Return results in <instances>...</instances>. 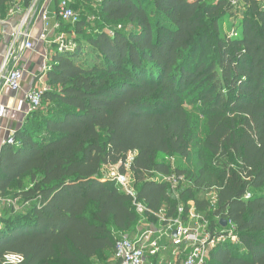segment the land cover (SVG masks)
Returning a JSON list of instances; mask_svg holds the SVG:
<instances>
[{
  "label": "trees",
  "instance_id": "obj_1",
  "mask_svg": "<svg viewBox=\"0 0 264 264\" xmlns=\"http://www.w3.org/2000/svg\"><path fill=\"white\" fill-rule=\"evenodd\" d=\"M10 1L0 0V14ZM242 6L101 0L97 18L111 32L86 29L81 17L60 22L79 37L56 46L40 106L14 143L0 146V199L23 203L0 214V264L6 254L21 256L17 264H93L114 251L141 215L101 168L129 152L149 220L163 209L165 219L177 217L179 207L186 219L194 209L211 233L237 238L216 244L206 264H264V4ZM229 19L234 35L224 30ZM171 160L184 176L176 199L152 176H172ZM205 186L214 205L200 194Z\"/></svg>",
  "mask_w": 264,
  "mask_h": 264
},
{
  "label": "built area",
  "instance_id": "obj_2",
  "mask_svg": "<svg viewBox=\"0 0 264 264\" xmlns=\"http://www.w3.org/2000/svg\"><path fill=\"white\" fill-rule=\"evenodd\" d=\"M34 2L36 0H33ZM261 4H264V0H257ZM228 2L235 9H241L242 0H228ZM54 16L58 18L60 22H68L75 24L79 19L80 15L71 5V0H58L57 7L54 12ZM42 21V30L37 36V41L44 42L47 40V32L49 29V13L47 9H43L40 13ZM25 21L21 22L18 29L11 34V43L8 49V52L5 56L1 70H5L2 75L4 84L11 90H19L21 88V82L23 79V67L19 64V58L14 56V46L15 44L22 39L20 43L21 49H34V43L29 36V33L23 31ZM59 27V23L55 25V28ZM61 39L58 40V42ZM59 42L58 49H69ZM12 60V67H8L9 62ZM46 69V68H45ZM46 90L43 88H33L29 90L25 95V100L28 104V113L35 110L40 106L41 96L43 91ZM3 143L12 144L14 143L13 135L6 138ZM134 152L127 153L125 162L114 164V165H105L101 168V174L113 181L117 187L128 194L132 199V204L134 205L137 213L143 215L147 210L146 207L138 201L136 190L134 189L133 179L129 171L130 163L134 157ZM124 167L125 171H121V167ZM160 176V175H159ZM161 179L166 180L170 179L172 184H178L179 181L184 179V176L179 177H163ZM171 184V188H172ZM177 186V185H176ZM247 194L246 197H248ZM15 200V199H14ZM1 201V199H0ZM13 202L12 200H9ZM215 203V198H212V204ZM179 215L177 217L171 218H161L159 221L163 224V229L165 232L171 235L172 243L177 247L187 248V253L185 257L178 264H206V261L209 257L211 249L218 243L224 242L227 240L236 241L237 238L233 232L224 230L219 233H211L208 230V224L198 223L201 219L204 220V216L201 213L196 212L194 209H190L186 219H183L181 216L182 207L178 208ZM150 214L159 218L158 214L150 212ZM188 221L186 223L185 221ZM191 223V224H189ZM148 248L150 254H156L159 250V245L156 240H132L127 236H120L116 239L114 245V257L118 260L119 264H144L145 261V249ZM176 254H178L176 252ZM22 260V257L14 254L4 255L2 264H17Z\"/></svg>",
  "mask_w": 264,
  "mask_h": 264
},
{
  "label": "crops",
  "instance_id": "obj_3",
  "mask_svg": "<svg viewBox=\"0 0 264 264\" xmlns=\"http://www.w3.org/2000/svg\"><path fill=\"white\" fill-rule=\"evenodd\" d=\"M35 2L34 4L38 6V15L32 17L22 29L25 33H29L34 43V49H21L20 43L23 41L22 39L14 46V56L19 58V64L23 67V79L19 90L13 91L4 84L2 75L5 71L1 70V66L10 47L11 34L18 29L22 17H15L12 10H9L3 20H0V146L6 138L13 135L21 127L28 114V104L25 100L26 93L33 88H49L45 68L56 48H54V43L57 46L56 43L63 36L62 33H59L60 26L55 28L57 23L60 25V21L54 16L57 0L56 2L55 0H36ZM52 4L53 9L49 11V7ZM43 9H47L51 16L49 17L47 40L40 42L37 41V36L42 30L40 13ZM12 66L11 60L8 67ZM185 222L188 223L187 220ZM171 235L164 231L163 224L156 217V220L153 221L144 219V222H142L139 220L127 234L120 232L118 237L127 236L136 241L141 239L148 242L149 240L157 241L159 250L156 254L152 255L149 253L148 248L145 249L144 264H178L185 257L188 249L182 246H175L172 243ZM92 260L93 264H119L114 257V251L108 249Z\"/></svg>",
  "mask_w": 264,
  "mask_h": 264
},
{
  "label": "rangeland",
  "instance_id": "obj_4",
  "mask_svg": "<svg viewBox=\"0 0 264 264\" xmlns=\"http://www.w3.org/2000/svg\"><path fill=\"white\" fill-rule=\"evenodd\" d=\"M22 0H11L9 3H7V9L12 10L13 15L15 17H22L20 22L25 21V25L31 20L32 17H36L38 15V6L36 4H34V1L31 2L30 6L25 8L23 6V4L21 3ZM101 0H71V2L73 3V7L75 8V10L79 13L80 17L85 21L86 23V29L89 30H100V29H107L108 31L111 32L112 28H114V26H104V23H102L98 18H97V12H98V5L100 3ZM36 3V2H35ZM53 9V4L49 7V11H52ZM51 15L49 14V17ZM5 17V15H3V13L1 12L0 14V20H3V18ZM232 22H237L236 20L233 19H229L227 20L226 24L224 25V30H226L228 32L229 30V34L230 35H234L235 30L234 27L231 26ZM108 27V28H107ZM120 26H118L117 28H119ZM74 26L71 24H62L60 32L62 33V38H61V44L66 46V47H70L71 45H73V42H75L78 39V35L76 34L75 30H74ZM59 41V42H60ZM59 42H57V47L59 45ZM55 43H54V48H55ZM5 71V70H4ZM3 71V72H4ZM161 160H165L167 161L166 157L163 156H159L158 157ZM170 165L172 166V169H174V172L172 174V177H176V171L175 169L178 167L179 163H176L175 161L171 160L169 161ZM180 167L181 169H185V170H191L193 167L192 165L186 163V162H181L180 163ZM152 176L155 179H161V177L159 175L156 174H152ZM170 177V176H169ZM184 180V179H183ZM183 180L179 181L178 184H172L170 179H166L165 181L167 183L170 184V192H171V197L173 199H176L177 195H178V191L180 186H184V182ZM171 184H172V188H171ZM178 188H177V186ZM135 189V186H134ZM201 196H206L207 198H209L212 202V198L214 197V189L213 188H209L207 186L202 187L201 188ZM13 202H10L9 200L6 199H2L0 201V214L1 212H3V210H5V207H13L15 210L14 211H21L22 207H23V203H21L19 200H12ZM214 205V203H213ZM164 209L162 210V212H160L158 214L159 218L158 220H160L161 218H164ZM144 219H148L149 218L146 216H140V221L144 222ZM205 221V223L208 224L209 219L206 218L204 216V220L201 219L198 223L203 224ZM208 264L210 263L207 262ZM212 264V263H211Z\"/></svg>",
  "mask_w": 264,
  "mask_h": 264
},
{
  "label": "water",
  "instance_id": "obj_5",
  "mask_svg": "<svg viewBox=\"0 0 264 264\" xmlns=\"http://www.w3.org/2000/svg\"><path fill=\"white\" fill-rule=\"evenodd\" d=\"M226 224V221L225 220H222V225H225Z\"/></svg>",
  "mask_w": 264,
  "mask_h": 264
}]
</instances>
